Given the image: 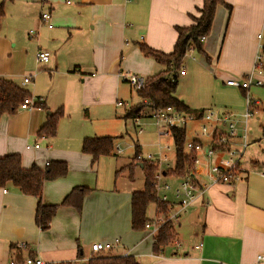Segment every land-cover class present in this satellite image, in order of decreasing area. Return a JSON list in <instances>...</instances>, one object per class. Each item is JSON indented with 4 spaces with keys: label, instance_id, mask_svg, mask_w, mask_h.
<instances>
[{
    "label": "crops",
    "instance_id": "1",
    "mask_svg": "<svg viewBox=\"0 0 264 264\" xmlns=\"http://www.w3.org/2000/svg\"><path fill=\"white\" fill-rule=\"evenodd\" d=\"M223 2L215 10L209 33L200 41L201 52L191 48L189 54L197 56L186 55L183 60L185 75L191 77L190 84H183L192 97L184 100L177 96V87L175 96L193 111L237 114L235 148L243 150V126L251 139L258 141L247 144L242 151L241 178L236 183L207 184L203 175L195 177L202 192L172 220V240L155 253V234L130 227V197L143 185L140 189L119 182L118 173L127 166L119 165L123 160L105 156L93 161L91 155L81 152L86 137L109 136L116 144L121 135L72 130V120L80 114L66 112L87 104V89L79 87L85 82L95 91L113 87L118 104H124L126 111L138 103L140 99L135 104L118 99L120 75L132 73L145 79L162 71L163 67L146 57L140 46L170 53L177 28L194 23L203 0L5 1L0 21V77L42 101L36 100L30 110L18 108L15 114L0 118V157L17 154L23 168L35 165L41 170L50 161L67 164L65 176L44 182L40 197L44 205H59L75 187L88 188L89 193L83 197L80 209L59 206L42 230L34 221L37 199L11 185L0 188V264H23L27 258H39L45 264H85L92 255L121 257L125 253L139 264H264L256 262L257 254L264 255V158L259 154L264 152V74L259 75L263 85L251 92L258 102L255 115L245 124L240 116L246 107L244 91L226 84V80L244 78L258 51L264 61V0ZM43 13L48 14L46 21H41ZM40 49L48 52L47 62L36 61ZM26 76L31 81L23 83ZM41 78L47 83L43 91L38 87ZM58 110L68 120L58 122L53 137L40 136V127ZM194 118L193 122L204 124L202 117ZM185 128L187 136V122ZM202 136L187 140L202 142L197 139L201 138L207 144L208 137ZM135 147L140 156V146ZM156 162L162 170L173 167H163L161 158ZM163 178L165 183L178 181V185L171 183L174 190L181 180L165 173ZM163 193L175 205L173 191ZM155 211L154 204L148 206L150 221L157 218ZM115 238L120 243L108 252L95 254L90 249L94 242Z\"/></svg>",
    "mask_w": 264,
    "mask_h": 264
},
{
    "label": "trees",
    "instance_id": "2",
    "mask_svg": "<svg viewBox=\"0 0 264 264\" xmlns=\"http://www.w3.org/2000/svg\"><path fill=\"white\" fill-rule=\"evenodd\" d=\"M5 1L0 0V21L4 15L3 7ZM223 4V0H203L200 16L195 18L194 23L188 27L177 28L178 36L170 53L164 54L145 45L140 46L141 52L146 57H150L160 64L163 69L159 73L144 79L143 88L136 91L140 101L126 111L125 117L134 120L140 117L139 114L141 112L160 110L167 107L172 108L175 112L193 113L197 114V117H202V110H191L175 96V91L181 76L180 69L184 57L191 48L201 52L202 44L200 38L205 37L209 33L215 10L218 5ZM262 51L264 53V47ZM27 97H31L28 91L22 89L11 80L0 77V118L3 115L15 114L19 105ZM62 115V110L52 113L48 117L47 122L40 127L38 134L48 138L53 137L56 133L58 120ZM167 132L174 148L175 161L172 168L162 170L159 167V163L150 159L137 160V155H139L138 147L134 148L135 153L132 157V162L128 165L132 169L134 163L139 161L144 174L143 189L132 192L130 197V227L134 231L144 230L145 224L150 222L147 218L149 205L154 204L156 206V215H162L164 218L167 217V210L172 205L169 202H161L159 200L155 190L156 176L159 175L163 178V173H165L166 176L181 179L186 177L193 168V153L185 148L188 141L185 126H171ZM81 152L91 155L93 161L100 157L111 156L114 153V138L109 136L86 137L81 142ZM67 170V164L62 161H50L42 170L35 165L23 168L19 155H6L0 157V188L11 185L21 194L35 197L37 205L34 221L40 229L44 230L48 227L59 206H73L76 209H80L83 197L89 193L88 188L75 187L59 205H44L41 203L40 197L44 182L65 176ZM172 232V221L166 219L153 236L152 249L155 253H158L172 240ZM85 264L139 263L131 256H99L92 257Z\"/></svg>",
    "mask_w": 264,
    "mask_h": 264
},
{
    "label": "built area",
    "instance_id": "3",
    "mask_svg": "<svg viewBox=\"0 0 264 264\" xmlns=\"http://www.w3.org/2000/svg\"><path fill=\"white\" fill-rule=\"evenodd\" d=\"M48 14L43 13L41 15V21H46ZM29 35H33V31L29 32ZM204 37L200 38V41ZM36 61L38 63H44L48 61V52L45 50H38L36 52ZM180 74H184L183 66L180 69ZM264 74V61L263 55L258 51L254 57V63L252 69L244 76L242 79H229L226 80L228 86L235 87L244 91V97L246 101V107L244 111L240 114L243 124H245L247 118L251 117L255 113V107L257 105V100L252 99L249 93L251 87H260L263 85L262 77L259 75ZM120 78L123 82L129 83L133 88L140 90L144 86V79L129 73H122ZM31 79L26 76L23 79V83L30 82ZM42 101V98L33 99L32 97H27L19 105L21 110H30L35 102ZM150 117L155 124L159 133H167L168 128L171 126H185L187 121L194 120V116L191 113H180L175 112L172 108L167 107L160 110L150 111ZM202 120L210 123L208 127L205 124L201 125V133L203 136L208 137V143L203 144V142L197 140H191L186 142V149L193 153V168L190 173L181 178L178 188L173 190V195L175 196L177 202L175 205H170L167 210V217L164 218L162 215H157L154 220L145 224V229L149 230L151 234H155L158 228L167 220H176L179 214L190 206L194 199L197 198L198 194L202 192V189L197 185L195 177L198 175H203L206 177L207 184H219L226 183L232 184L239 181L241 168L239 166V160L247 146L245 126H243V134L241 136V148L242 151L235 148V140L238 138V115L232 112L215 114L212 111H206ZM139 119H134V123L139 124ZM142 129L138 130L141 133ZM116 152L119 149L116 148ZM137 159L140 156L137 155ZM157 181L155 182V190L157 196L161 202H169L168 194L159 193L160 189L163 192H168L171 187L167 183L161 182V177L156 176ZM5 192V191H4ZM172 204V203H171ZM119 238H115L112 241L106 242H94L90 245V249L93 253L108 252L119 245ZM20 247H24L20 245ZM127 256V253L124 254ZM257 263H264V255H256ZM8 264H14L10 261ZM23 264H45L39 258H27L24 260ZM223 264V263H219Z\"/></svg>",
    "mask_w": 264,
    "mask_h": 264
},
{
    "label": "rangeland",
    "instance_id": "4",
    "mask_svg": "<svg viewBox=\"0 0 264 264\" xmlns=\"http://www.w3.org/2000/svg\"><path fill=\"white\" fill-rule=\"evenodd\" d=\"M195 54H193V52L190 54L188 53L186 57L191 55L195 56ZM189 78L187 77V74L185 75V71H184V74H182L179 77V81H178L176 95L177 96L181 95L184 100L192 97L190 94H188V88L183 84V83H186L187 85L190 84L191 79ZM118 84L120 89L118 99L121 98L122 100L127 101V103L129 104H135L139 100L136 94V89L133 88L129 83L119 80ZM46 86L47 83L45 82V80L42 78L39 79V84H38L39 91H43ZM79 87L87 89L86 98L88 100H87V104H81L66 112V114H80V118L78 119L74 118V120H72V130L86 129L88 133H92V134L111 131V133H113V135L115 136L121 135L118 138V140H116V144L114 143V151L116 152V148H118L119 152L116 153V155L110 156L111 159L114 158V159L123 160L122 162H119V165L121 163H123L122 165H127L124 167L123 170H121L118 173V178L120 179L119 182L125 181L128 184V186L132 184L133 188L140 187V189L144 184V174L141 170V166L137 165V162L134 163L132 169H130L128 166L131 163V158L135 153L134 151L135 145L140 146L141 159L149 160L148 158L152 156V160L154 162L157 161V158H161L163 167H165L166 164H168L169 166H173L174 148L171 139L168 135L158 136L157 128L153 123L149 114L150 111H145L144 112L145 114L143 112H141L140 114L138 113L140 119H139V124L137 125L136 123H134L133 119L125 117L126 114V110L124 109L125 106L124 104L123 105H120V103L118 104V101L116 100L114 94L113 87L106 88L105 90L102 91H95L93 87L88 88L87 82L80 83ZM252 88L249 90V93L251 98L253 99L254 97L251 95V92L254 90L255 87ZM194 96H195V91L193 93V97ZM262 100L264 101V99ZM88 105H90L91 108ZM263 107H264V102H263ZM196 115L194 114V116L197 118ZM260 116L263 119L262 113L260 114ZM64 117H66L65 114H63L60 117L58 122ZM203 117L204 114H202V118ZM251 117L248 118V120L251 119ZM64 120L67 121L68 118H64ZM252 120L250 121V123L252 122ZM203 123L208 127L210 126V123H207L204 120ZM200 128H201V123L199 122V120H195L194 122L187 121V139H192L193 137H197L198 135L202 136ZM139 129H142L141 133H138ZM258 132L262 133L261 129ZM204 138L206 137L204 136ZM197 139H200L203 142L201 138H197ZM246 141L247 144L250 145V144H254L258 140H252L250 137V132L249 130H247ZM162 147H164L162 149V152H159V149H161ZM259 154H263V156L261 157L264 158V152L259 151ZM129 177L130 178L132 177L130 181H129ZM164 179L165 178H162L161 180L162 184L164 183L163 181ZM166 183L171 187V191L174 190L171 183H175V184L177 183L178 185V181L175 180L174 181L167 180ZM163 191H164L163 189H160L159 193L162 194ZM94 256L95 255H92V257Z\"/></svg>",
    "mask_w": 264,
    "mask_h": 264
}]
</instances>
